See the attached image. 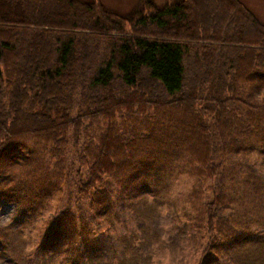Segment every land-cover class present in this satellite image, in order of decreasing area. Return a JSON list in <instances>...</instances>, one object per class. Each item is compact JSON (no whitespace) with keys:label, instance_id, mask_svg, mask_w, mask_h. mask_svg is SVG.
I'll return each mask as SVG.
<instances>
[{"label":"trees","instance_id":"obj_1","mask_svg":"<svg viewBox=\"0 0 264 264\" xmlns=\"http://www.w3.org/2000/svg\"><path fill=\"white\" fill-rule=\"evenodd\" d=\"M258 151L264 23L241 0L143 1L129 14L102 0H0V197L26 214L0 228L14 264H154L162 250L171 264H264ZM175 179H190L180 219L160 205ZM244 197L246 227L232 209ZM54 203L60 230L40 219ZM163 214L178 240L155 226ZM185 236L199 246L185 250Z\"/></svg>","mask_w":264,"mask_h":264},{"label":"rangeland","instance_id":"obj_2","mask_svg":"<svg viewBox=\"0 0 264 264\" xmlns=\"http://www.w3.org/2000/svg\"><path fill=\"white\" fill-rule=\"evenodd\" d=\"M102 1L108 8H110L113 11L119 12L121 14H129V13H132L134 10H136L142 4L143 1H153L156 4L161 5L164 0H102ZM241 1L244 2L256 14V16L260 19L262 23H264V0H241ZM191 61H192V58H191ZM191 61L190 63L189 62L187 63L190 66H191ZM179 121L182 123L186 120L179 118ZM126 125L128 126L129 124L126 123ZM115 131L117 132L118 130L116 129ZM137 134H139V129L137 131ZM250 159L253 162V164L257 163V166L255 165V170L257 171V173L264 175V154H261L260 151H258V154L257 152H254L251 154ZM168 167H176V164L170 163L168 164ZM162 169H159V171ZM165 174L168 175L167 172ZM169 179H170L169 176L161 175L160 180L158 179V181L162 184V182L166 180L168 181ZM189 181L190 179H183L182 181L175 179V182H176L175 191L176 192L174 193V195L169 193V191H166V192L163 191L161 193L163 197L165 198V201L160 203V205H164L165 202L170 200V202L168 203L170 211L166 213V216L171 215L175 217L176 219H180L184 216V212L182 211V209H179V208H182V204H180V202L176 200L178 199L177 196H180L182 193L188 191L187 189L189 188ZM156 185H157L156 181L155 182L152 181L148 183L147 187L152 188L153 186H156ZM165 186L167 187V185ZM237 187H239V185H237ZM242 187H244L243 184H242ZM13 190H14L13 188H10V191H13ZM8 195L11 198H13V195H11L10 193H8ZM253 200H254L253 198L251 199V198L244 197L243 199H241V203L232 205L233 210L241 208V210L243 211L242 213H240V222H239L242 227H246L247 224L249 223V221L247 220L249 214L246 211V209L248 208L247 204H252ZM260 203L262 204L264 203V198L260 201ZM24 204H25L24 201H18L17 203L12 204V202L8 201L6 198L0 197V228L6 229L10 225L11 228H14L17 230L20 229L22 227V224L19 221H21L22 218H24V216L26 215L25 213H21L20 211V210L23 211L22 208L24 207ZM54 205H55L54 208L48 211L47 215L44 218H40V219L41 221H44L45 219L50 218V224H54L55 229L60 230L59 219L63 214L56 207V203H54ZM49 206H51V204H49ZM85 210H90V207H86ZM73 211H76V208L73 209ZM79 212L80 211H77L76 213H74L75 218L79 215ZM254 213L259 215L260 210H255ZM226 214L228 215L229 213L227 212ZM116 216L119 218L118 215ZM65 219L70 220V218L68 217H65ZM153 220L155 222L154 223L155 226L159 228L165 236L171 238L172 240L179 239V235L177 233L176 228H174L173 224L168 221L169 219H167L164 214L161 217V219H153ZM75 224L78 225V222L75 221ZM249 227L253 231L256 229H259V227L257 228L256 225L249 226ZM78 228H80L79 225H78ZM120 228L124 230L122 223H120ZM239 230L241 231L243 229H239ZM36 231L38 233V238L40 242L41 238L39 237V231L38 230ZM142 234H147V233L145 231V232H142ZM112 235L116 236L114 234ZM32 237L34 239L33 235ZM185 237H186V241L184 245L185 250L190 251V250H193L195 247L199 246V244L195 243L191 237H188V236H185ZM137 238H139V236H137ZM137 243H138L137 240L131 239L132 245H136ZM183 243H184V240L182 241V244ZM33 244L36 245V242L34 241ZM246 244L249 245V241H247ZM248 254L249 253H245V255H248ZM17 257H19L18 252L6 251L0 247V264H14L12 259H16ZM62 258L63 257L60 256L58 252L57 256L53 255L52 259L49 260L48 263H51L54 261L60 262ZM172 259H173V255L172 254L170 255L169 252L166 250H162L160 254L158 255L151 254L150 256V261L154 262V264H171ZM176 260L180 264H204L207 259H205V261L202 262L203 259L197 257V258H193V261L191 263H187L181 260V258H176ZM95 261H99V259L95 258L93 262Z\"/></svg>","mask_w":264,"mask_h":264}]
</instances>
